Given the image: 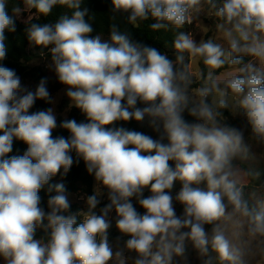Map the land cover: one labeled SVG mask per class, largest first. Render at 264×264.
Listing matches in <instances>:
<instances>
[{
  "label": "clouds",
  "instance_id": "clouds-1",
  "mask_svg": "<svg viewBox=\"0 0 264 264\" xmlns=\"http://www.w3.org/2000/svg\"><path fill=\"white\" fill-rule=\"evenodd\" d=\"M83 2L23 0L44 16L57 5L72 10L55 23H32L27 34L36 47L51 46L50 67L66 87L69 108L78 109L87 122L65 119L58 125L53 108L30 112L37 100L53 103L47 78L30 90L14 69L0 63V258L4 264H127V251L135 253L133 264H177L178 257L187 264L190 242L207 257L203 264H211L210 251L221 264H244L221 222L239 213L252 234L264 235V204L250 208L242 198L233 161L248 149L243 132L220 118L234 102L254 136L264 141V0H222L219 7L213 0H111L113 13H127L134 26L153 18V31L180 29L192 23L202 3L211 5L222 21L217 30L227 53L212 39L197 43L190 33L178 32L173 47L180 68L115 24L110 42L91 36ZM21 12L13 0H0V61L7 54L5 33L15 32ZM184 53L209 69L193 90L197 99L189 92ZM226 64L231 71L221 81L212 70ZM146 118L158 138L114 126ZM57 127L70 135L54 136ZM14 141L27 146L22 155H10ZM81 159L106 190L109 202L99 212L101 191L87 196L86 212H72L65 184L50 183ZM176 182L181 187L173 195ZM45 186L55 193L47 212L39 194ZM113 211L116 229L128 237L123 247L114 248L109 239ZM38 228L46 238H35Z\"/></svg>",
  "mask_w": 264,
  "mask_h": 264
},
{
  "label": "rangeland",
  "instance_id": "rangeland-1",
  "mask_svg": "<svg viewBox=\"0 0 264 264\" xmlns=\"http://www.w3.org/2000/svg\"><path fill=\"white\" fill-rule=\"evenodd\" d=\"M213 2L220 6L222 3H216L215 0ZM37 18V15L34 9H28L26 6L22 9L21 14L16 18L18 22L23 24H27L32 19ZM222 23L215 16V9L211 7V5L207 3H202L199 12L192 13V23L190 24V28L185 31V33H190L194 40L197 43H200L201 40L212 39L215 43L221 44V46L225 49L227 53L228 46L225 40L222 39L221 33L217 30V24ZM102 41L110 42V35H100ZM26 58L21 61L24 72L26 75H20L22 85L26 86L30 90H35L38 83L34 80L31 73L40 69L47 81L49 83L50 88L59 84V81L50 67L51 65V53L50 50L48 52H44L42 49L36 48L33 44H30L25 50ZM171 55L177 56L176 51L169 52L166 56L170 57ZM248 58V62L251 59L250 57L244 56ZM200 58L189 59L187 53H184V62L185 65L190 64V68L188 71L191 74L192 83L189 88V92L192 95L193 99H197L194 94V89L198 88L204 81L203 77H206L209 69L206 67V73L203 74L202 69L200 67ZM174 62V66L179 68L178 65ZM214 77L219 78L221 81L228 78L230 70H223L218 72V69L212 70ZM203 74L202 76L200 74ZM220 87L223 88V83L220 84ZM66 87H62L58 91L51 94V98L53 103H51V108H53L54 113L58 118H66L69 114L68 109L61 110L60 106L63 101L69 99L65 95ZM211 97V96H210ZM212 101V97H211ZM70 103V102H69ZM229 115L221 116V120L226 122L227 124L234 126L235 128L241 130L243 132L244 143L247 146V153L241 154L238 156L233 162L234 171L236 173L237 185L242 191V198L244 195H247L250 201L256 206L259 207L261 204H264V178L263 182L259 186L250 185L249 173L255 172L259 173L264 171V141L257 139L252 133L251 126L247 123L245 116L242 114V111L238 109L234 102L227 109ZM145 134L152 135L155 138L156 133L147 125ZM181 185L179 182L175 183V187L173 189V195L179 191ZM245 187V189H243ZM94 191H101L103 194L101 198V204L97 207V212L99 209L105 206L108 202L107 193L105 189H102L100 185H98L93 180V193ZM147 192V190H145ZM69 200L71 204H76L78 207V211L86 212L88 210L86 204V198L89 194H87L83 188L81 187L76 193H68ZM150 194V193H149ZM83 197V198H82ZM134 205L137 207V210L143 213L144 210H141V207L133 200ZM177 214H182V206L176 204ZM48 211L47 209L45 210ZM229 212H232V208L228 209ZM110 219L112 220V227L109 229V239L113 244L114 248L116 246L123 247L124 242L128 239L126 236H121L119 231L115 227V212L110 213ZM45 223H47L45 221ZM222 227H224L226 235L229 239L235 244L238 248L241 249L243 253L244 264H264V240L259 237L258 234H252L249 230V224L247 222V218L243 217L239 213H235L232 217L231 221H222ZM206 230L211 232V226L206 225ZM37 230H43L42 228H38ZM117 237H120L119 241ZM210 255L212 258V264H221L215 252L210 251ZM125 256L127 257V264H133L135 253L125 252ZM187 264H203V260L207 257H201L198 252L193 249L191 243L189 242L187 245ZM177 264H184V261L181 258H176ZM0 264H4L3 259L0 258ZM109 264H117V261H110ZM226 264V262H225Z\"/></svg>",
  "mask_w": 264,
  "mask_h": 264
},
{
  "label": "trees",
  "instance_id": "trees-1",
  "mask_svg": "<svg viewBox=\"0 0 264 264\" xmlns=\"http://www.w3.org/2000/svg\"><path fill=\"white\" fill-rule=\"evenodd\" d=\"M222 0H215L216 3L221 2ZM14 3H17L21 6V8H24L23 0H13ZM82 8L88 9V15L85 17V19L92 25L93 32L90 34L91 36L96 35H110V28L111 25L115 24L118 26L119 30L121 32L129 34L130 38L133 41L143 43L147 46L155 47L157 50H159L162 54L167 55L169 52H174L175 49L173 47V42L175 35L178 32H185L190 28V24H185L184 27L180 29H174L169 27L168 30L161 29L158 31H153L150 27L151 24L155 23L156 21L149 17L147 20L144 21H137L136 25L129 23L127 16V13H113L112 6H111V0H84V2L81 5ZM9 15H12L11 9L9 8ZM37 18L32 19L27 24H23L21 22H18L17 19H15V32H8L6 31V48H7V54L6 58L3 61H0L4 66H7L9 68H12L16 71L17 75H23L27 74L24 72V69L22 67L21 61L26 58L25 50L26 48L31 44V42L28 39L27 29L31 26L32 23H55L62 15H71L72 10L68 9L66 6H54L52 11L49 15L44 16L36 12L34 9ZM36 47V46H35ZM51 46H49L50 48ZM39 49H42L40 47H36ZM49 48L42 49L44 52H48ZM172 61H176V56L171 55L168 57ZM244 63L248 62V58L243 57ZM178 67H182L181 65L177 64ZM185 65V62H184ZM200 67L202 69L203 74L206 73V66L203 64L202 59L200 60ZM223 70H230L229 66L226 64L223 68L218 69V72ZM34 80L39 83L40 79L45 78L44 73L37 69L36 72L31 73ZM47 87L50 92V95L62 87L61 83L58 85L50 88L49 83L47 81ZM209 102H211V97H208ZM138 107H142V105L138 104ZM48 108H51V104L46 103L43 100H37L35 105L32 109H30V112H35L39 110H46ZM61 110L68 109L69 114L66 118H58L57 123L59 125L60 122H62L65 119H75L78 123L80 122H87L84 115L80 113L78 109L75 108H69V101L65 100L62 102L60 106ZM221 112L224 116H228L229 113L227 109H222ZM185 118L188 120H192L193 118L187 116L185 114ZM148 125L147 118L143 123H139L136 121H130V122H123L119 121L116 122L114 125L115 127L123 126L130 130H136L141 131L145 133L146 127ZM54 136L63 135L64 137H68L70 134L59 127H57L54 132ZM155 138H158V134L156 133ZM166 142V141H165ZM27 146L21 142V141H14L13 144V152L10 155H22L23 152L26 150ZM72 156L74 160L77 159L76 154L73 152ZM172 163V162H170ZM234 163V162H233ZM62 171V170H61ZM250 178V185L252 186H259L263 182L264 178V171L262 172H250L249 173ZM93 180L94 176L90 175L87 170L86 166L81 159L78 164H75L70 169L69 173L66 176H61L58 174L56 177L53 178V180L50 183H58L63 182L66 186V190L68 193H76L80 188L82 187L83 190L89 194H93ZM238 186V185H237ZM239 187V186H238ZM245 189V187H243ZM41 196V207L45 210L47 209V201L49 199L50 195H54L55 193H48L47 186H45L44 189L40 191ZM145 196L149 195V192L144 193ZM243 199L247 201L249 207H256L249 199L247 195H244ZM109 202V201H108ZM107 202V203H108ZM232 206L229 205L228 209H231ZM72 212L78 211V207L76 204H71ZM141 210H143L141 208ZM210 226V225H208ZM261 239L264 240V235L258 234ZM47 233L44 230H37L36 231V237L37 239L46 238ZM127 237V236H126ZM210 255V253H209ZM211 256V255H210ZM207 259V258H206ZM212 264V260H211Z\"/></svg>",
  "mask_w": 264,
  "mask_h": 264
}]
</instances>
